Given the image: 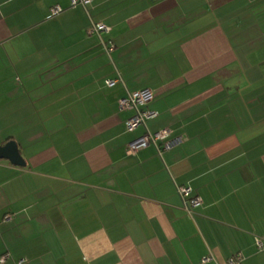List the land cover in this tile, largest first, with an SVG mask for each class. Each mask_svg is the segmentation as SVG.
<instances>
[{"label": "crops", "instance_id": "obj_1", "mask_svg": "<svg viewBox=\"0 0 264 264\" xmlns=\"http://www.w3.org/2000/svg\"><path fill=\"white\" fill-rule=\"evenodd\" d=\"M142 89L158 116L128 131L119 100ZM147 129L170 130L161 154L129 151ZM11 140L0 264H264V0H0Z\"/></svg>", "mask_w": 264, "mask_h": 264}, {"label": "built area", "instance_id": "obj_2", "mask_svg": "<svg viewBox=\"0 0 264 264\" xmlns=\"http://www.w3.org/2000/svg\"><path fill=\"white\" fill-rule=\"evenodd\" d=\"M93 0H71L72 6L82 5L85 8L92 3ZM64 9L60 5H56L51 9V16H55L60 14ZM111 30L110 27L103 23L92 22V26L90 27V32L98 33L101 35L103 32H109ZM114 45L107 46L108 51H112ZM120 79H108L107 84L109 86L115 85ZM153 94L149 89H142L141 91H133L129 92L128 95L119 100V107L122 110H131L133 114L126 120V128L128 131H134L141 126L147 125V122L151 119H154L158 116V112L154 109H150L148 103L152 100ZM170 135V130L161 129L158 131H148L146 130L143 138H140L138 141L129 143L128 149L131 152H136L141 149H144L150 145H154L159 154L162 153L164 149H167L170 146L168 142V138ZM178 193L182 197V201L184 203L185 209L191 214L194 215V208L200 206L202 204V199L198 196L193 195V189L190 186L183 185L178 186ZM257 247H263V241L260 238L256 239ZM8 257V254L2 256L1 261H5ZM243 253L238 252L232 255L227 259L226 264H242L244 261ZM210 257H205L203 261H208Z\"/></svg>", "mask_w": 264, "mask_h": 264}, {"label": "water", "instance_id": "obj_3", "mask_svg": "<svg viewBox=\"0 0 264 264\" xmlns=\"http://www.w3.org/2000/svg\"><path fill=\"white\" fill-rule=\"evenodd\" d=\"M8 159L15 165L24 166L26 164L24 158L20 154L16 141H8L5 145L0 146V159Z\"/></svg>", "mask_w": 264, "mask_h": 264}]
</instances>
